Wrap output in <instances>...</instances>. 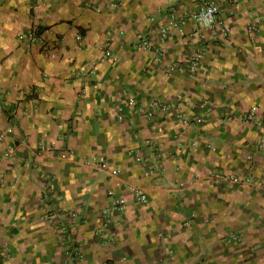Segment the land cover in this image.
Wrapping results in <instances>:
<instances>
[{"label":"crops","instance_id":"crops-1","mask_svg":"<svg viewBox=\"0 0 264 264\" xmlns=\"http://www.w3.org/2000/svg\"><path fill=\"white\" fill-rule=\"evenodd\" d=\"M204 1L0 0V264H264V0Z\"/></svg>","mask_w":264,"mask_h":264},{"label":"built area","instance_id":"built-area-1","mask_svg":"<svg viewBox=\"0 0 264 264\" xmlns=\"http://www.w3.org/2000/svg\"><path fill=\"white\" fill-rule=\"evenodd\" d=\"M220 10H221V8H220L219 4L205 0L204 2H202L200 4V6L197 9H195L191 12L190 16L194 21L200 23L201 25H203L205 27H214L219 22H222L220 19V16H219ZM170 11H171L172 24L178 25L179 23H181V21L185 22L184 17H182V16L178 17L179 16L177 13L178 9L175 6H172L170 8ZM253 27H254V25L251 24L250 28H253ZM168 29H169L168 25L162 28V31H161L162 39L166 38ZM221 29H222V33L225 36H228L230 34L231 27L229 24H227V23L222 24ZM21 37L24 39H30L32 41H38V40L43 39V36L40 35L37 31H35L33 29L27 31L26 33H22ZM141 42H142L141 44L145 45L146 47L151 46V44L148 41H141ZM206 52L207 51L205 49H203V50L198 51L197 53H194L191 56L190 62H189V70L192 74H195L199 71V68L201 67V64H202L203 56H204V54H206ZM162 104L163 103H161L160 101H157V100H153L149 103V105L151 107L163 106ZM142 110H144V109L142 108ZM5 139H6V135L4 133L0 132V141L5 140ZM259 143H260V147L264 148V138ZM5 153H6V156H8V157H14L16 155V146L14 144H10L7 147ZM89 163L93 164V165H98V166L104 167L106 169L110 168L107 160L105 158L99 157V156H97V157L94 156V158H92L89 161ZM112 171H113V173H116V174L119 173V170L116 168L113 169ZM221 177L233 179V180L238 181V182L245 180L243 177H240L239 175L226 176L225 174L222 173ZM131 190L136 195L138 200L147 201L148 195H147V192L145 190L139 189L136 186H132ZM127 202H128L127 198L120 197L115 202L113 207L115 210L123 209L125 207V205L127 204ZM108 220L111 221V219H109V218H108ZM238 239H240V236L234 235V237H231L229 239V241L238 240ZM67 254L70 257L76 256V255H78L79 257L85 256V253L80 248H78L77 246L76 247L69 246L67 249Z\"/></svg>","mask_w":264,"mask_h":264},{"label":"rangeland","instance_id":"rangeland-1","mask_svg":"<svg viewBox=\"0 0 264 264\" xmlns=\"http://www.w3.org/2000/svg\"><path fill=\"white\" fill-rule=\"evenodd\" d=\"M32 41V40H31ZM38 42H41V40L40 41H38ZM36 43V42H35ZM96 63H98V62H96ZM89 69H87V71H88Z\"/></svg>","mask_w":264,"mask_h":264}]
</instances>
